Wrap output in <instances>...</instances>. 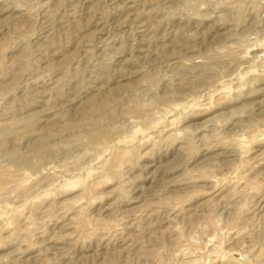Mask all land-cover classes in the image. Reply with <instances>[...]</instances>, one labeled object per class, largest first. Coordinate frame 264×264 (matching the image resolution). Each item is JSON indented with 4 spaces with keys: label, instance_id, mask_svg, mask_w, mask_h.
<instances>
[{
    "label": "rangeland",
    "instance_id": "374dc122",
    "mask_svg": "<svg viewBox=\"0 0 264 264\" xmlns=\"http://www.w3.org/2000/svg\"><path fill=\"white\" fill-rule=\"evenodd\" d=\"M0 264H264V0H0Z\"/></svg>",
    "mask_w": 264,
    "mask_h": 264
}]
</instances>
